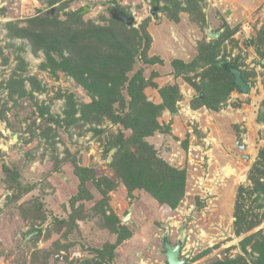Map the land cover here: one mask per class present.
Wrapping results in <instances>:
<instances>
[{
    "label": "rangeland",
    "instance_id": "1",
    "mask_svg": "<svg viewBox=\"0 0 264 264\" xmlns=\"http://www.w3.org/2000/svg\"><path fill=\"white\" fill-rule=\"evenodd\" d=\"M110 1L83 0L79 2V6ZM113 1L131 15L129 17L133 18L135 28L144 18L150 17L147 28L151 37L148 56L157 57L161 64L146 70V80L151 74L155 75L153 83L156 87H146L145 95L149 101L159 103L158 90L177 84L183 100L178 102L177 112L171 114L165 110L158 119L161 125L169 127V132L155 133L146 141L170 166L187 170L185 195L175 205H159L151 196L137 190L129 194L123 185L108 193L107 215L114 213L121 223V219L132 208L130 220L123 223L130 237L119 243L114 264H164L161 237L166 232L172 245L182 239L180 257L187 258L186 264H203L213 258H235L240 254L247 257L240 250V242L245 236L257 231L264 234V220L251 232L236 236L234 211L236 203L240 201L239 188H244L245 192L253 188L249 171L255 163L260 162L258 153L264 146V124H257L255 120L256 111L264 99V67L259 65L254 47L246 49L244 43L264 27V0H216V5L213 0H205L203 12L208 22L206 27L190 22L186 14H181L178 22L170 21L163 14H156L149 0ZM47 2L48 0H0V82H7L22 59L26 64L23 77L32 80H26L24 88L33 97L16 96V102L7 103L9 109L5 113V121H0V176L2 164L11 168L17 165L20 182L23 185H36L30 194L10 202L8 199L11 191L4 188L0 181V264H38L44 259L39 255L42 250L49 253L47 264H64L66 260L74 264H85L89 255L80 251L81 245L88 248L116 242V237L104 228H99L91 217V208L95 203L86 205L88 217L77 223V228L70 233L67 240L62 238V230L51 234L47 240L39 239L35 244L31 243L32 238L24 242L28 233L25 236L23 233L32 231L21 221V212L29 208L22 203L30 197L38 198L44 203L49 221L53 218H66L68 201L77 192L78 186V180L69 163L62 165L57 173L46 168L52 148L38 136V126L41 127L44 121L39 117L36 108L46 106L52 116L63 119L65 99L58 98V92L72 91L80 105L83 103L81 89L76 88L61 74L54 77L49 71L40 70L44 56L42 53L34 56L26 41L8 40L5 37L6 29L3 24L6 21L22 27L26 20L35 16H53L62 0L51 6ZM97 5L91 10L85 8L84 12L88 11V14L84 18L102 24L103 22L98 21L97 14H106H100L104 7ZM70 6L75 9L74 5ZM223 13L227 16L224 23L221 19ZM225 24L230 28L238 27L237 32L223 45L227 59L245 55L246 69L256 73L247 83L250 84L249 93H232L218 112L205 109L192 111L188 104L192 90L182 79H174L171 62L176 59L190 62L197 53V44L206 35L205 31L218 30L223 34L226 28L222 26ZM6 95V90L0 88V99H4ZM33 119L36 124L31 130L37 131V136L33 135L31 140L25 141L31 137L27 129ZM7 124L13 129L6 127ZM97 128L105 129L106 132L101 136L104 140V137L118 133L121 127L103 121ZM10 133L18 134L20 142L13 143ZM70 133L71 139L64 133L62 140L56 144L59 157L63 155L65 142L67 147L78 151L83 167H91L97 177L105 176L115 181L114 172L107 163L109 154L107 157L103 155V144L100 143L102 140L93 137L89 125L72 129ZM239 139L240 146L244 145L245 150L236 146ZM184 144L187 145L186 148ZM244 205L253 215L260 216L264 212V208L257 209L256 203L251 199L246 200ZM45 225L37 229H43L44 232ZM43 232L41 230L40 233L43 235ZM57 241L65 248L53 256ZM70 242L73 243L72 247ZM206 250H210L208 256L189 263ZM247 252H250V247H247ZM247 259L250 262V258Z\"/></svg>",
    "mask_w": 264,
    "mask_h": 264
},
{
    "label": "trees",
    "instance_id": "2",
    "mask_svg": "<svg viewBox=\"0 0 264 264\" xmlns=\"http://www.w3.org/2000/svg\"><path fill=\"white\" fill-rule=\"evenodd\" d=\"M56 1L58 0H48L47 5H54ZM80 1L62 0L53 16H35L26 20L25 26L22 27L13 25V22L3 24L6 29L5 37L8 40L22 39L31 47L34 56L43 54L44 61L40 65V70L49 71L54 77L58 74L63 75L76 88L81 89L83 95V103L78 105L72 91L58 92L57 97L65 99L63 119L52 116L46 106L36 108L39 117L44 121L41 127L38 126V136L52 148L46 168L57 173L62 165L69 163L78 180L77 192L68 201L69 210L66 218H53L49 221L44 203L34 197L22 203L28 205L27 211H22V206H19L22 211L20 218L22 223L28 225L29 231L42 228L46 224L44 232L41 229L43 235L40 233L32 237V244L41 238L47 240L51 234L62 230V238L67 240L70 233L77 228V223L88 217L86 205L95 203L91 208L93 213L91 217L99 228H104L116 237V242H106L88 248L81 245L80 251L89 255L85 264H114L119 243L129 238L130 233L124 225L118 231L120 219L114 213L106 214L110 191L123 185L129 194L136 190L141 191L155 199L159 205H175L185 195L187 170L170 166L146 141L155 133L169 132V127L161 125L158 119L165 110L171 114L177 112L178 102L182 101L183 97L177 84L158 90L159 103L149 101L145 95L146 87H156L153 83L155 75L151 74L146 80V70L153 65L161 64V60L157 57L148 56L151 45V37L147 31L150 17L144 18L135 28L133 23L127 25L112 18L110 9L113 6L126 17L131 16L124 7L113 0L101 3L85 2V6H79ZM149 2L153 8H157L156 14L161 13L170 21L178 22L180 15L186 14L190 22L202 27L208 25L203 12L205 0H149ZM96 4L104 7L100 14L105 13L106 16L97 14L98 21L103 22L102 24L84 18L88 14L84 9L91 10ZM70 5H74L75 9ZM226 17L223 13L221 18L223 23ZM222 27L226 29L216 40L207 39L204 35L203 41L197 44V53L190 62L177 59L171 62L174 79H182L192 90L188 103L192 111L205 109L218 112L232 93L240 94L239 88L233 84L232 76L224 71L223 63L239 69L245 83H249L250 77L256 74L255 71L246 69L245 55L227 59L223 45L237 32L238 27L230 28L226 24ZM244 44L246 49L254 47L259 65L264 67V27L257 30ZM25 68L26 64L20 59L17 70L12 72L7 82H0V88L7 93L4 99H0V121H5L4 116L9 109L7 103L15 101L16 96L17 98L29 96L33 99L24 88L26 80L32 82L29 77H23ZM256 112V123L264 124V99ZM103 121L121 128L114 136L108 135L102 140L101 136L106 131L97 127ZM35 124V119L31 120L27 129L31 137L25 141L31 140L32 136L36 135L37 131L31 130ZM85 125H89L93 137L102 140L100 143L103 144L105 157L113 151L112 161L108 166L114 172L115 181L105 176L97 177L91 167H83L80 164L78 151L67 147L65 142L63 155L59 157L56 144L62 140V134L66 133L68 139H71L70 131ZM6 127L11 128V125L7 124ZM184 147L186 148L187 145L184 144ZM258 157L260 162L255 163L249 171L253 188L247 192L244 188H239L240 201L236 203L234 211L236 236L251 232L264 220V212L260 213V216L253 215L244 205L246 200L251 199L256 203L257 209L264 208V181H262L264 146L259 149ZM17 168V165H13L12 168L6 164L1 166L0 181L4 188L11 191L8 199L10 202L17 201L19 197L30 194L36 188V185H23L20 182V172ZM252 195L255 197L252 198ZM27 233L29 232L23 233V236ZM72 246L73 243L70 242V247ZM247 247H250V252H247ZM64 248L65 246L57 241L52 255H58L60 249ZM240 250L247 254L250 262L244 254H240L235 258H213L203 264H264V234L257 231L245 236L240 242ZM209 253L210 250L200 253L189 263L206 257ZM48 254L42 250L39 255L45 260L38 264H47ZM65 262L64 264H74L67 260ZM164 264H167L165 260Z\"/></svg>",
    "mask_w": 264,
    "mask_h": 264
},
{
    "label": "water",
    "instance_id": "3",
    "mask_svg": "<svg viewBox=\"0 0 264 264\" xmlns=\"http://www.w3.org/2000/svg\"><path fill=\"white\" fill-rule=\"evenodd\" d=\"M154 10H157L156 7H154ZM152 11V14L154 12ZM110 14L113 19L116 21H120L122 23H125L127 25H130L133 22V19L130 17H126L125 15L119 13L115 7H112L110 9ZM205 34L208 39L210 40H216L219 38L221 32H212L210 29L205 31ZM222 67L225 72L229 73L232 76L233 79V84L236 85L239 88V92L242 95H248L249 93V85L245 83L242 78H241V72L239 69L235 68L232 65H228L227 63H223ZM19 135L16 133H10V137L13 143L20 142V139L18 137ZM240 139L237 141L236 146L239 147L241 150H245V146L241 145L240 146ZM112 154L113 151L109 153V156L107 158V163H110L112 161ZM248 158V157H247ZM132 214V208L128 210V213L126 217H123L121 219V223L117 226L118 231L120 230L121 226L123 223L128 222L131 218ZM41 232V229H36L30 233H28L25 238L24 242L26 243L28 240H30L34 235L39 234ZM161 244L163 248V255L165 257V260L167 264H186L187 263V258L186 257H180L181 253V246H182V239H179L176 245H172L169 241L168 238V233H164V235L161 237Z\"/></svg>",
    "mask_w": 264,
    "mask_h": 264
},
{
    "label": "built area",
    "instance_id": "4",
    "mask_svg": "<svg viewBox=\"0 0 264 264\" xmlns=\"http://www.w3.org/2000/svg\"><path fill=\"white\" fill-rule=\"evenodd\" d=\"M213 1H215V5H216V4H217V3H216V0H213Z\"/></svg>",
    "mask_w": 264,
    "mask_h": 264
},
{
    "label": "clouds",
    "instance_id": "5",
    "mask_svg": "<svg viewBox=\"0 0 264 264\" xmlns=\"http://www.w3.org/2000/svg\"><path fill=\"white\" fill-rule=\"evenodd\" d=\"M7 22V21H6ZM180 255H181V253H180Z\"/></svg>",
    "mask_w": 264,
    "mask_h": 264
},
{
    "label": "crops",
    "instance_id": "6",
    "mask_svg": "<svg viewBox=\"0 0 264 264\" xmlns=\"http://www.w3.org/2000/svg\"><path fill=\"white\" fill-rule=\"evenodd\" d=\"M228 14V13H227Z\"/></svg>",
    "mask_w": 264,
    "mask_h": 264
},
{
    "label": "flooded vegetation",
    "instance_id": "7",
    "mask_svg": "<svg viewBox=\"0 0 264 264\" xmlns=\"http://www.w3.org/2000/svg\"><path fill=\"white\" fill-rule=\"evenodd\" d=\"M182 247V246H181Z\"/></svg>",
    "mask_w": 264,
    "mask_h": 264
}]
</instances>
